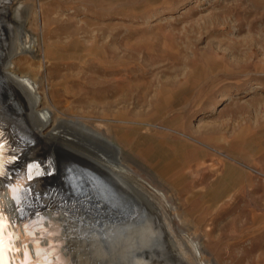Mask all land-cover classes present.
Returning <instances> with one entry per match:
<instances>
[{
  "label": "rangeland",
  "instance_id": "374dc122",
  "mask_svg": "<svg viewBox=\"0 0 264 264\" xmlns=\"http://www.w3.org/2000/svg\"><path fill=\"white\" fill-rule=\"evenodd\" d=\"M38 6L52 104L111 133L153 199L136 222L99 221L98 239L72 227L73 263L264 264V0Z\"/></svg>",
  "mask_w": 264,
  "mask_h": 264
},
{
  "label": "bare ground",
  "instance_id": "6f19581e",
  "mask_svg": "<svg viewBox=\"0 0 264 264\" xmlns=\"http://www.w3.org/2000/svg\"><path fill=\"white\" fill-rule=\"evenodd\" d=\"M14 1L0 0V264H74L64 252L72 227L83 226L82 235L96 238L99 221L136 222L142 200L153 199L133 177L131 156L111 133L58 113L40 62L46 49L35 31L42 27L39 0H20L11 10ZM99 174L106 178L98 181ZM116 191L122 204L136 201L133 210L125 205L121 218ZM96 239L85 245L103 259ZM80 241L84 247L87 240Z\"/></svg>",
  "mask_w": 264,
  "mask_h": 264
}]
</instances>
